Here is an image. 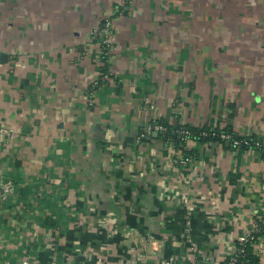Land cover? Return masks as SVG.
I'll use <instances>...</instances> for the list:
<instances>
[{"label":"crops","instance_id":"0c3cea01","mask_svg":"<svg viewBox=\"0 0 264 264\" xmlns=\"http://www.w3.org/2000/svg\"><path fill=\"white\" fill-rule=\"evenodd\" d=\"M208 1L205 44L187 26L203 0H0V179L20 189L0 206V264H141L150 239L151 264H198L192 244L223 264L264 217V152L141 138L162 123L264 142V0ZM251 250L264 261V234Z\"/></svg>","mask_w":264,"mask_h":264},{"label":"built area","instance_id":"2783aa9c","mask_svg":"<svg viewBox=\"0 0 264 264\" xmlns=\"http://www.w3.org/2000/svg\"><path fill=\"white\" fill-rule=\"evenodd\" d=\"M113 22L111 19H105L102 25L97 29L94 33L95 37L99 38L101 43V55L103 59L104 65H108L109 58L112 51L113 46ZM109 73L106 72L103 75V80L107 81L109 79ZM99 82H97L95 86H98ZM92 97V93H91ZM168 132V127L162 123H151L149 124L143 131L141 138H147L151 135L157 133L159 135H165ZM13 132L6 131L4 128L0 127V140H5L7 138L13 139ZM178 135L185 138H190L191 133L186 130H181L178 132ZM203 137H219L218 142L220 143H230L235 148L238 149H253L259 152H264V142L256 141L250 138L243 137H235L229 133H220L217 135V132H204L201 134ZM172 140V139H170ZM191 161L190 157L180 159L178 163L182 166H187ZM16 192V186L11 180H3L0 179V203L6 202L8 199L13 197ZM264 224V217L261 218L258 222L255 223L251 230L246 231L241 234L237 239V245L234 251L229 254L226 261L223 264H264V261L254 260L250 257L248 253V248L253 247L258 240L257 234L261 232V225ZM165 246V242L162 240L150 239L146 244V255L141 258V264H151L149 258L155 257L158 254H161L162 248ZM190 259H193L198 264H216L214 261L210 259H202L198 261V257L196 254V246L192 244ZM32 260L29 258H23L15 264H32Z\"/></svg>","mask_w":264,"mask_h":264},{"label":"trees","instance_id":"16d2710c","mask_svg":"<svg viewBox=\"0 0 264 264\" xmlns=\"http://www.w3.org/2000/svg\"><path fill=\"white\" fill-rule=\"evenodd\" d=\"M108 65H105V67H107ZM167 127H168V132L166 133V136H165V138L167 139V140H170V139H172L173 141H176V140H179V139H184L182 136H180V135H178V132L179 131H181V130H186V131H189L190 133H191V135H190V138L191 139H206V140H210V139H215V140H219V137L217 136V137H213V138H211V137H203V136H201V134L202 133H204V132H210V133H212V131H210V130H208V129H181V128H172V127H169L167 124H165ZM221 132H217V135H219ZM12 181V180H11ZM14 184H15V186H16V192H15V194H17L18 192H20V189H18L19 187V184H18V182H16V181H12ZM43 186V185H42ZM40 186H38V188H39ZM44 187V186H43ZM42 187V188H43ZM45 188V187H44ZM44 188H43V190H44ZM21 193H23V200L26 202V200H27V197H28V190L27 189H23V192L21 191ZM46 195V194H45ZM45 200V199H44ZM7 202V201H6ZM5 203V202H4ZM3 203H0V206L2 205ZM42 204H44L45 205V207H48L47 206V204H45V203H42ZM47 228H55V227H57V225H55V224H44ZM261 232L260 233H258L257 234V237L259 238L260 236H262L263 234H264V224L263 225H261ZM258 241V240H257ZM251 248H252V246L251 247H249L248 248V253H249V255H250V257L252 258V259H254L253 257H252V250H251ZM254 260H256V259H254Z\"/></svg>","mask_w":264,"mask_h":264},{"label":"rangeland","instance_id":"374dc122","mask_svg":"<svg viewBox=\"0 0 264 264\" xmlns=\"http://www.w3.org/2000/svg\"><path fill=\"white\" fill-rule=\"evenodd\" d=\"M202 4L205 6V9H207L205 11L206 13L204 15L205 18L203 17V19H199V18L196 19L194 16H192V14H190V13L194 14V12H189V15H190L189 17H191V24L188 23L187 26H190L192 29L193 28L196 29V32H201V30L204 29V33L203 34L197 33V36L194 33L193 34L189 33V38H190V36H191V38L195 37L199 41H204L206 44V42L212 41V37H213L212 28H213V25H215V24L213 23V19H211L212 14L210 12L211 11L210 8H212V6H211L210 1L203 0ZM178 6L179 5H177V7ZM187 9H189V7ZM190 11H192V10H190ZM188 19H190V18H188ZM195 38H194V40H195Z\"/></svg>","mask_w":264,"mask_h":264},{"label":"water","instance_id":"95a60500","mask_svg":"<svg viewBox=\"0 0 264 264\" xmlns=\"http://www.w3.org/2000/svg\"><path fill=\"white\" fill-rule=\"evenodd\" d=\"M5 58V57H4ZM156 136H158L159 134L155 133Z\"/></svg>","mask_w":264,"mask_h":264}]
</instances>
